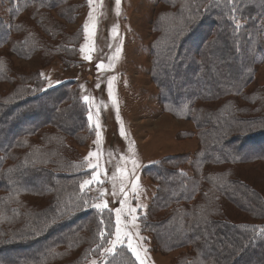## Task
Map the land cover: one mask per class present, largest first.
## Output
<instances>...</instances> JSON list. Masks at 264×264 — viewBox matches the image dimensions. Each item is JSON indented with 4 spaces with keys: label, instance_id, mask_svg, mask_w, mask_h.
I'll return each mask as SVG.
<instances>
[{
    "label": "trees",
    "instance_id": "1",
    "mask_svg": "<svg viewBox=\"0 0 264 264\" xmlns=\"http://www.w3.org/2000/svg\"><path fill=\"white\" fill-rule=\"evenodd\" d=\"M72 2L9 0L0 51L78 67L83 32L68 34L51 16L61 7L73 23ZM160 3L150 77L161 109L192 121L184 139L199 145L144 169L155 193L139 218L142 233L154 252L177 253L170 264H264V87L248 90L264 53V0ZM3 57L0 83L13 88L0 95V264H86L102 244L99 232L113 233L115 221L110 210L85 204L87 171L68 144L87 129L80 90L73 81L43 90L39 74L14 71ZM100 264L136 262L120 247Z\"/></svg>",
    "mask_w": 264,
    "mask_h": 264
},
{
    "label": "rangeland",
    "instance_id": "2",
    "mask_svg": "<svg viewBox=\"0 0 264 264\" xmlns=\"http://www.w3.org/2000/svg\"><path fill=\"white\" fill-rule=\"evenodd\" d=\"M72 6H76L79 11L73 23L59 16L61 7L56 8L51 16L62 23L66 33L73 35L79 31L83 32L89 12L94 9V44L89 45L85 52H81V47L87 44L83 32V41L79 43L78 49V67L67 69L59 58L53 56L48 57L49 64L44 66L39 56L22 59L7 48L0 51V54L4 56L3 60L10 57L14 71L39 74L45 87L43 90L73 81L80 90L82 100L84 96L89 97L88 102L83 100L87 110L86 133L78 141L68 140V144L77 151L83 161L82 166L87 171L81 180L80 188L84 180L93 176H97L100 181L81 188L82 192L90 196L85 204L95 208L93 204L106 201L108 210L113 213L116 221L114 210L121 208V201L126 200L121 220L128 224L132 246L140 251L145 264H170L177 253L164 256L154 252L150 248L148 237L142 233L139 218L140 215L147 214L155 193V185L145 175L144 169L168 155L193 153L199 142L196 138L184 139L195 130L192 121L175 118L161 109L159 90L150 77L153 63L150 44L154 40L152 27L163 5L160 0H121L117 7L115 0H94L90 7L88 0H73ZM10 10L12 7L9 0H1L0 16L7 20ZM24 10H27V7H24ZM25 16H28L27 11L22 13V17ZM116 26L118 33L114 35L113 28ZM117 49H120L119 53ZM85 55H91V60L84 59ZM100 63L104 65L102 70L97 69ZM261 87H264V53L258 59L255 80L248 90L253 91ZM12 88L13 84L1 82L0 95ZM89 114L92 116L91 121L88 119ZM97 122L100 125L98 129ZM121 127L124 129V136L120 133ZM97 131L100 132L99 141ZM90 152L96 153V156L92 157L93 164L97 165L95 168H89L84 160ZM133 161L136 162L135 166ZM137 180L138 187L134 191L133 184ZM101 192L104 193L102 197ZM133 216L136 217L135 226L131 223ZM109 239H115L114 235ZM128 243L125 239V243L117 245V249H128L131 258L139 264L129 250ZM103 247H108V244ZM143 249L147 251L144 252ZM110 256L103 253L100 247L97 254L86 264H92L93 261L100 264Z\"/></svg>",
    "mask_w": 264,
    "mask_h": 264
},
{
    "label": "snow or ice",
    "instance_id": "3",
    "mask_svg": "<svg viewBox=\"0 0 264 264\" xmlns=\"http://www.w3.org/2000/svg\"><path fill=\"white\" fill-rule=\"evenodd\" d=\"M117 7H119L121 0H115ZM94 3V0H88V4L91 7ZM229 4H234L235 0H228ZM93 11L89 12V17H88V22H86L83 25V32L85 33V37H86V41L87 44L83 47H81V52H85L86 48L89 47V45H93L94 41H93V36H94V31H95V17L93 16ZM233 11H235V9H233ZM119 14V12L117 13ZM232 20L235 24V28L239 29L242 25L239 23V21L236 20L235 16H232ZM113 33L114 35L118 33V26L113 28ZM120 49H117V53H119ZM84 59L86 60H91V55H85ZM112 65H109V67H111ZM97 69L98 70H102L104 69V65L102 63L97 65ZM41 76H43V74H41ZM115 79V78H113ZM97 87H99V85H97ZM109 88L111 89V82L109 83ZM111 94V93H110ZM83 100L85 102L89 101V97L88 96H84ZM88 119L91 121L92 120V116L91 114H89ZM97 129L100 127L99 123L97 122L96 124ZM120 133L122 136L125 135L124 129L123 127H121L120 129ZM99 137H100V132L97 131V138L99 141ZM97 141V142H98ZM96 156L95 152H90L89 155L87 157L84 158L85 163L87 164V166L89 168H95L97 167V165L93 164L92 162V157ZM121 159H124L123 157H121ZM135 161H133V164L135 166ZM93 182L95 183H100V181L97 179V176H93L91 177V179H86L83 181V183L81 184V188H85L88 185L92 184ZM138 187V180L133 184V190L135 191V189ZM124 191L123 186L121 187V192ZM104 195L103 192H101V197ZM127 194L125 193V196ZM87 203V202H85ZM126 203V200L121 201V208L115 209V215H116V221H115V231L114 233H107L105 230H101L99 232V237L101 238L102 244L98 245V247H102L103 243L106 242L108 244V247H102V251L103 253L112 255L115 254L116 249H117V245H122L125 243V239H127L129 241L128 243V248L130 251H132L133 255L136 257V259L139 261V264H145V259L141 256L140 251L137 250V248H134L132 246V243L130 242L132 237H131V233L127 230L128 224L127 222H122L121 220V213L123 211L124 208V204ZM93 207H95L96 209L100 210L101 212L108 209V204L106 201L102 202V203H95L92 205ZM134 211V210H133ZM135 220L136 217L133 216L131 223H133V225L135 226ZM101 224L104 223L103 219H101L100 221ZM262 232H264V229H261ZM114 235L115 239H108L109 236ZM138 235V232H137ZM141 239H143L141 237ZM94 251V250H93ZM144 252L147 251V249H143ZM92 264H95V261L92 262Z\"/></svg>",
    "mask_w": 264,
    "mask_h": 264
}]
</instances>
